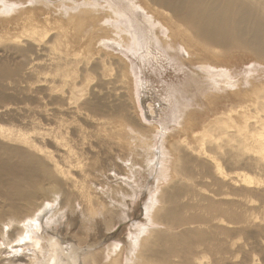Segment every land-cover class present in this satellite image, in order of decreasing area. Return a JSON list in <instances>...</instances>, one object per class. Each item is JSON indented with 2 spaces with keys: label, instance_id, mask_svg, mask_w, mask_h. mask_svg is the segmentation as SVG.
I'll return each instance as SVG.
<instances>
[{
  "label": "bare ground",
  "instance_id": "obj_1",
  "mask_svg": "<svg viewBox=\"0 0 264 264\" xmlns=\"http://www.w3.org/2000/svg\"><path fill=\"white\" fill-rule=\"evenodd\" d=\"M119 3L124 5L120 10L97 3L100 9L67 22H37L28 9L0 18V55L12 60V65L0 63V234L5 239L0 263L249 264L248 248L255 244L233 241L257 238L261 226L254 215L264 211V177L239 173L243 168L264 173V81H259L264 75V0ZM14 21L19 29L9 26ZM152 40L172 60L182 59L196 84L223 83L228 98L248 102L247 110L240 106L224 112L192 137L202 148L208 143L229 150L226 162L236 172L224 173L207 152L200 161L164 126H146L150 131L144 128L140 134L151 138L159 131L154 154L152 146L140 154L130 148L131 133L118 117L125 112L122 90L127 87H113L124 82L125 73L113 79L111 72L116 63L126 71L124 50L140 47L151 53ZM119 49L120 55L114 54ZM49 50L58 55L64 87H44L47 81L40 78L47 68L41 59ZM247 65L253 70L247 77L230 69ZM245 83L251 88L243 92ZM120 148L132 158H119L115 152ZM192 166L207 171L205 177L219 189L214 191L218 199L200 195L195 207L181 203L187 190L178 182L194 178ZM143 186V220L119 244L114 229L133 218L129 203H136ZM248 197L257 203L244 201ZM186 208L205 216L185 217ZM74 225L83 242L65 237L63 227ZM170 225L196 226L177 234L169 232ZM102 228L103 240L91 245L84 239L91 232L100 237ZM256 246L262 245L257 241Z\"/></svg>",
  "mask_w": 264,
  "mask_h": 264
},
{
  "label": "rangeland",
  "instance_id": "obj_2",
  "mask_svg": "<svg viewBox=\"0 0 264 264\" xmlns=\"http://www.w3.org/2000/svg\"><path fill=\"white\" fill-rule=\"evenodd\" d=\"M96 2L99 5H114L113 8L117 10H120L118 8L121 6L123 8L124 6L119 3V0H0V18H2V16H7V18L11 19V17H15V15L17 16V13H22L24 9H28L33 11L37 22L44 23L45 20H49L50 22H55V20L67 22L71 17L84 15V13L87 12L85 10H93L94 7L100 9V7L96 5ZM123 11L124 10H122V12ZM134 21L135 19H133V23L135 24ZM124 24H127L128 26L127 22H124ZM138 25H141V23H138ZM9 26L16 29L21 27L20 22L17 21H14V23ZM3 28L4 27L0 25V31H2ZM144 33L142 31L139 33L140 39H143ZM82 43L83 41L80 42V44ZM1 50L2 48L0 47V51ZM120 50L121 49H119V53L114 51V54L120 55ZM151 50V53L142 50L140 47H131L130 50H124V56H122V58L125 60L123 62L127 63L126 71L123 64L116 63L113 66V72H111L113 79L116 75L122 76L125 73V78L123 79L124 82H118L113 87H127L122 90L124 94L123 105L125 106V112L122 114L120 113L118 117L120 116L119 119L124 121L123 124L127 131L131 133L130 136L132 138L128 142L132 151L134 150L140 154L147 146H152V152L154 154V147H158L159 145L156 142L158 139L156 134L159 133V131L151 134V138L140 136V134L144 128H146L147 131H150L146 126L150 128L164 126L170 137L182 141L183 145H187L191 152L200 155L198 157L200 161L203 160L202 155L207 152L210 154L209 156L212 161L217 159L216 161L222 166L224 173L232 174L233 172H236L232 169L234 167L229 169L231 164L226 162L229 150H217L208 143L202 148L194 143L192 137L196 134L204 133L208 126L222 118L224 112L228 113L230 110L238 109L240 106L247 110L249 106L248 102L246 101L242 104V102H238L230 97L228 98L225 94L226 87H220L223 83L218 84L217 87L210 82L205 84L201 82L204 86L196 84L193 79V70L184 68L181 64L182 59L179 60L176 57V59L172 60L169 58L170 54H167L163 50L160 43L155 45L152 40ZM160 51H162V53ZM8 57L6 55H0V63L9 60L12 65V60H10L9 55ZM59 61L57 53L51 50L42 56L41 64L47 65V68L43 70L44 75H40L41 79L43 78L47 81L44 83V87H64L61 82L62 76H59V74H63L62 72L60 73V71H63V68L58 71V67L56 66ZM247 66L248 67L245 68L235 69L230 67V69L232 68L234 72L233 74H235L236 70L241 77H243V74L247 77V75L249 76V74H251L250 71H253L251 70L252 67H249L250 65ZM79 69L83 70V66L80 65ZM91 77L92 74L89 78ZM259 81H264V75H261ZM209 83L210 86L208 85ZM96 84L97 82L95 83V81L94 83L91 82L92 86H95ZM41 85H43V83H41ZM250 88L251 87L245 83L244 87H241L240 90L246 92ZM14 101L15 100L11 102ZM149 109L153 111V115H151ZM186 120L188 121L187 125L184 124ZM255 120L256 115L248 121V124H252ZM115 153L121 159L132 158L128 157V151L123 148L118 149ZM190 169L193 172L194 178L191 180L184 178L178 182L184 190H187L180 196L181 203L183 205L189 204L195 207L199 202L200 195H207L216 198L214 197V191L218 192L219 189L215 186L213 187L211 178L205 177V175L208 176L207 171L196 166H192ZM239 173L253 176L256 179L264 177V173L262 172L244 168L240 170ZM140 183H143L144 185V182L143 180L141 181V179ZM149 183H147V186L151 187ZM147 186L138 187L139 196L136 203H129L130 208L132 207L130 212L133 214V218L122 222L114 229V235H116L117 240L120 241L119 244L125 243L132 232L137 229L139 222L143 220V204L147 202ZM153 186L154 185H152V187ZM222 190L224 191L225 189ZM190 191L193 192V196ZM244 201L248 203H257V200L251 197L245 198ZM182 213L185 217H191L193 215L205 216V212H202L199 209L196 211H189V209L186 208L182 210ZM254 217H257L254 218L256 224L261 226L257 233H254L259 236L255 239L248 240L246 237L244 238V236L235 237L233 242L240 245H246L248 243V246L254 243L255 248L250 250L248 248V263L264 264V260H262L264 259V211L260 215L256 213ZM195 226L196 225H188L178 228L170 225L167 229L171 233L178 234L184 232L185 229H192ZM63 228L66 230L65 234H67L65 237L73 241L83 242L81 238L82 235L79 234L77 226H66ZM164 228L166 229V227ZM105 230L106 228L100 229L102 233L100 237H94L95 234L91 232V234L84 239H87L88 243H92L91 245H93L98 242L99 238L102 237L103 240L104 236H107ZM257 241L260 242L262 245L261 247L256 246ZM108 242H111V244L116 243L115 239ZM2 243H5V239L0 234V247H2ZM107 243L105 247L110 245H107ZM105 247L103 249H105ZM171 260L177 262L178 258Z\"/></svg>",
  "mask_w": 264,
  "mask_h": 264
}]
</instances>
